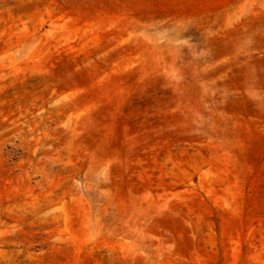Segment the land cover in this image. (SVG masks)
Segmentation results:
<instances>
[{"label": "rangeland", "instance_id": "rangeland-1", "mask_svg": "<svg viewBox=\"0 0 264 264\" xmlns=\"http://www.w3.org/2000/svg\"><path fill=\"white\" fill-rule=\"evenodd\" d=\"M0 264H264V0H0Z\"/></svg>", "mask_w": 264, "mask_h": 264}]
</instances>
